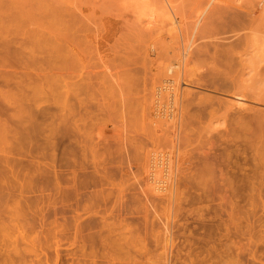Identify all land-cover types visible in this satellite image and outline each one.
<instances>
[{
	"label": "rangeland",
	"instance_id": "374dc122",
	"mask_svg": "<svg viewBox=\"0 0 264 264\" xmlns=\"http://www.w3.org/2000/svg\"><path fill=\"white\" fill-rule=\"evenodd\" d=\"M241 1L0 0V42L16 51L7 55L8 68L0 65V75L41 77L47 94L39 81L33 84L41 93L33 92L43 95L41 101L53 94L37 102L48 116L24 101L45 121L37 136L17 148L12 142L16 154L1 165L0 264H264V56L241 32L244 26L264 28L247 26L262 8L264 15V0ZM195 19L198 28L191 33ZM69 48L92 85L77 95L85 97L80 104L73 93L64 101L65 65L56 58ZM176 61L182 71L178 118L167 125L155 116L160 105L152 97L165 63ZM237 88L245 89V109L230 107ZM68 107L64 119L59 113ZM48 122L58 128L52 145ZM174 134L180 153L159 193L147 179L145 153ZM15 201L23 205L20 215L25 211L18 219L23 228L12 216ZM59 221L64 232H55Z\"/></svg>",
	"mask_w": 264,
	"mask_h": 264
},
{
	"label": "bare ground",
	"instance_id": "6f19581e",
	"mask_svg": "<svg viewBox=\"0 0 264 264\" xmlns=\"http://www.w3.org/2000/svg\"><path fill=\"white\" fill-rule=\"evenodd\" d=\"M236 1V0H235ZM241 1V0H240ZM242 2V1H241ZM206 3V2H205ZM241 4V3H240ZM236 5H238V4H236ZM263 6V5H262ZM261 10V9H260ZM259 10V11H260ZM206 11V10H205ZM251 11V10H250ZM257 11V10H256ZM256 11H253L254 13L256 12ZM259 11H257L258 12V14H259ZM263 12V8H262V11L260 12V14ZM196 14V13H195ZM257 14V13H256ZM255 14V18L253 19V16L254 15H252V17L250 18V19H253V20H250V19H248L249 20V22H251L252 23V21H254L256 18H261L262 17V19L263 20H260L259 19V21L257 20H255L254 22H258L257 24H248L247 26H250V25H252V28L254 27V26H258V25H260V24H264V15H262V16H260V14L258 15V17H256L257 15ZM264 14V13H263ZM198 15V14H197ZM251 15V14H250ZM249 15V16H250ZM200 17V15H198L197 16V19ZM173 19V18H172ZM197 19H195L194 20V25H193V28H192V32L191 33H195L196 32V30H197V28H198V25H197V23H198V21H197ZM247 20V21H248ZM263 21V22H262ZM202 24V23H201ZM200 24V25H201ZM263 24L262 25H260V27H264L263 26ZM255 27V28H256ZM171 28V27H170ZM173 28V27H172ZM258 28H259V26H258ZM262 28H259V29H262ZM247 29H249V30H247ZM264 29V28H263ZM261 30L260 32H259V30L258 29H256V31L254 30V29H251V28H249V27H246L245 28V26L241 29V32H242V36L244 37V39H246L248 36L250 37L251 36V42H250V44H252L253 46V51L255 50L256 52H259V55H261L262 53V55L264 56V30ZM247 30V31H246ZM182 31V30H181ZM173 34H174V32H172ZM177 33H178V30H177ZM198 33V32H197ZM237 33H239V32H237ZM236 33V34H237ZM259 33V34H258ZM232 34V33H231ZM170 36V35H169ZM175 36H177V35H175ZM194 36H196V35H194ZM233 36H235V35H233ZM239 36H240V33H239ZM201 37V36H200ZM236 37V36H235ZM229 38V37H228ZM234 38V37H233ZM238 38V37H237ZM221 39V38H220ZM235 39V38H234ZM186 40V39H185ZM248 40V39H247ZM249 40V41H250ZM187 41V40H186ZM191 41V40H190ZM193 42V41H192ZM192 42L189 44V47H190V45L192 44ZM242 43V42H241ZM249 44V43H248ZM149 45V44H148ZM223 45V44H222ZM193 46V45H192ZM246 46H247V43H246ZM251 46V45H250ZM178 47H180V46H178ZM243 47V46H242ZM152 48V47H151ZM246 48V47H245ZM247 48H249V47H247ZM251 48V47H250ZM260 48V49H259ZM190 49V48H189ZM195 49V48H194ZM243 49V48H242ZM257 49V50H256ZM180 50V49H179ZM251 50V49H250ZM53 52L55 53V51L53 50ZM247 52V51H246ZM256 52H255V54H256ZM261 52V53H260ZM45 53V52H44ZM47 53V52H46ZM75 52H73L72 51V48H69L68 49V51L66 52V55H65V57H63L64 58V60H63V58H61V59H59V57H58V55H56L58 58H56V60L58 59V61L59 60H62L61 61V63H60V65L62 64V62H64V67H65V72H66V79H64L63 77V79L64 80H62L63 82V84H64V86H66V88H67V90L65 89V88H62L61 86H59L58 88H60L61 87V90H62V92H65V90H66V96L64 97V93H62L63 94V97H64V101L65 102H67L68 103V101H66V97H68L69 96V94H74L73 95V97H75V99H76V102L78 103V104H80V103H82L81 102V100H82V98L84 97L83 95H82V93H81V95L83 96H81L82 98H80V97H77V95L78 96H80V92L81 91H83L84 90V87H91V89H92V85H90V79H88L87 78V76H86V78H87V82H86V80H84L85 79V76L83 77V75H84V72L83 71H85V69H83L82 70V65L81 64H79V63H81L80 62V57L78 58V54H74ZM78 53V52H77ZM174 53H176V52H174ZM178 53V52H177ZM245 53V52H244ZM11 54V56H16V51H15V49L14 48H12V47H10L9 45H8V43H6V42H0V65L2 66V68H4V67H9V63L8 62H6L7 61V55H10ZM41 54V53H40ZM43 54V53H42ZM55 54H57V53H55ZM255 54H253L254 56H256ZM53 55V54H52ZM175 55V54H174ZM246 55V53L244 54V56ZM29 56V55H28ZM27 56V57H28ZM49 56V55H48ZM59 56H61L62 57V55H59ZM74 56H76V58L74 57ZM171 56H173V54L171 55ZM257 56H258V54H257ZM55 57V56H54ZM54 57H52L53 59H54ZM175 56H173V58H174ZM246 57V56H245ZM251 57H253V56H251ZM250 57V58H251ZM259 57V56H258ZM257 57V58H258ZM29 58V57H28ZM41 58H43V57H41ZM46 58V57H45ZM48 58V57H47ZM46 58V59H47ZM74 58V59H73ZM177 58V57H176ZM186 58V57H185ZM249 58V57H248ZM49 59V58H48ZM50 59H51V57H50ZM52 59V60H53ZM246 59H247V57H246ZM43 60H45L44 58H43ZM43 60H42V62H43ZM55 60V59H54ZM55 60V62H58V61H56ZM77 60V63H75V61ZM78 60H79V62H78ZM175 60V59H174ZM179 60V59H178ZM251 60V59H250ZM40 61V60H39ZM47 61V60H46ZM46 61H44V62H46ZM242 61V60H241ZM249 61V60H248ZM252 61V60H251ZM41 62V61H40ZM48 62V61H47ZM55 62H51V63H55ZM177 62V61H176ZM181 62V61H180ZM250 62V61H249ZM8 63V64H7ZM78 64V66L79 67H77V65H75V64ZM174 63V62H173ZM178 63V62H177ZM243 63V62H242ZM34 64V63H33ZM45 64V63H44ZM48 64V63H47ZM50 64V63H49ZM56 64V63H55ZM55 64H53L54 66H55ZM57 64H59V63H57ZM179 64H181V63H178V65H174V64H172V63H168V64H166L165 63V66H164V73L163 74H165L163 77H162V85H160L159 87H157V91H155V97H152L153 99H154V103H155V105H157V107H158V105H160V110L159 109H157L156 107V109L154 110L155 111V116L156 117H158V118H160V119H162L163 120V124H165L166 122H168L169 120L172 122L173 120H174V117H176V115H177V108H175L174 106L176 105V103H175V100L177 99V95H178V93H177V90L178 89H180V88H178V84H179V80H180V78H181V72L182 71H180V68H178L179 67ZM249 64V63H248ZM42 65V64H41ZM51 65V64H50ZM52 65V66H53ZM59 65V67H61ZM243 65V64H242ZM250 65V64H249ZM44 66V65H43ZM53 66V67H54ZM173 66H175V67H177V68H175V70H173L174 71V74L172 73V69H174L173 68ZM42 67V66H41ZM40 67V68H41ZM52 67V68H53ZM58 67V66H57ZM63 67V68H64ZM76 67V68H75ZM35 68V67H34ZM37 68V67H36ZM50 68V67H49ZM245 68V67H244ZM43 69V68H42ZM46 69H47V67H46ZM44 70V69H43ZM48 70V69H47ZM50 70V69H49ZM59 70H61V68L59 69ZM64 70V69H63ZM162 70V69H161ZM32 71V70H31ZM33 71H34V69H33ZM163 71V70H162ZM161 71V72H162ZM38 72V71H37ZM42 72V71H41ZM86 72V71H85ZM30 73V72H29ZM83 73V74H82ZM167 73H169V76H167L168 74ZM170 73H172V75L170 74ZM184 73V72H183ZM186 73H187V71H186ZM185 73V74H186ZM190 73V72H189ZM183 75V74H182ZM39 76V75H38ZM47 76V75H46ZM160 76H162V75H160ZM186 76V75H185ZM185 76L183 77V78H185ZM189 76V75H188ZM195 76V75H194ZM15 78V77H14ZM9 78L8 76H6V75H0V117H3V118H0V133H1V135H3V137H4V141L3 140H1L0 139V141H3V142H1V144L3 145V144H8L9 145V143H10V145H9V147H3L2 145V147L3 148H1V146H0V172H1V169L3 168L1 165H3V164H7V165H5V166H8L9 164V162H8V155H10V154H14L15 152H11L12 150H11V145L13 144L12 142H14V145H16V148L17 147H19L20 146V144L21 143H24V142H27V141H29L30 139H32L33 137H35V136H37V134H38V132H39V130H40V128H41V123H40V121L41 120H43V121H45V119H44V116H43V114L44 115H46L45 114V111H46V109L44 108V109H40V108H38V106H39V104H41L42 102H44V100H45V98L46 97H48V96H46V92L45 91H41L42 89H43V84H42V79H40L41 77H37V78H39V79H37L36 81H39L40 83L39 84H37L38 82H36V81H34V78L35 77H33V75L31 76V74L29 75V74H25V75H23V77H18V78ZM49 78V77H48ZM36 79V78H35ZM197 79V78H196ZM49 80V79H48ZM66 80V81H65ZM193 80V79H192ZM84 81V85H85V83H86V85L84 86L81 82H83ZM197 81V80H196ZM36 82V84L38 85V86H40V87H38L39 89H40V91L43 93H46L45 95H44V97L45 98H42V99H44V100H40V98L41 97H43V95L42 94H39L41 97H38V92H37V95H36V92H33V90H34V87L36 88V89H38L37 88V86H36V84H35V86H34V84L33 83H35ZM44 82V81H43ZM50 82V81H49ZM89 82V83H88ZM61 83V84H62ZM241 83V82H240ZM62 84V85H63ZM91 84H93V83H91ZM44 85H46V84H44ZM47 85L49 86V84L47 83ZM82 85V86H81ZM1 86H4V87H6L5 89H3V87L1 88ZM237 86H239V85H237ZM45 87V86H44ZM75 87V88H74ZM82 87V88H81ZM89 87V88H90ZM244 87H246V86H244ZM14 88L16 89V90H14ZM242 88V87H241ZM35 89V90H36ZM39 89L37 90V91H39ZM45 89V88H44ZM83 89V90H82ZM154 89V88H153ZM240 89V88H239ZM238 88L237 89H234L235 90V92L234 93H232L233 95H234V97L236 98H234V99H231L230 100V102H232L231 103V105H230V107L231 106H238L237 108H239V107H243V106H245L246 105V103L244 102V101H242L241 99H244V94H242L243 93V91H242V93L240 92L241 90H243V89H241V90H239ZM45 90H47V89H45ZM56 90V89H55ZM54 90V91H55ZM64 90V91H63ZM233 90V91H234ZM236 90H238V92L236 91ZM245 90V89H244ZM39 91V92H40ZM53 91V92H54ZM58 91V90H57ZM86 91V90H85ZM92 91V90H91ZM40 92V93H41ZM56 92V91H55ZM59 92H60V90H59ZM59 92H57V93H59ZM153 92V91H152ZM245 92V91H244ZM51 92H49V94H50ZM68 93V94H67ZM88 93V92H87ZM52 94V93H51ZM50 94V95H51ZM60 94H61V92H60ZM61 94V95H62ZM89 94V93H88ZM183 94V93H182ZM49 95V97L51 98V96H53V94L50 96ZM59 95V94H58ZM57 94H56V96H58ZM90 95V94H89ZM152 95V94H151ZM178 96H180V95H178ZM249 96V95H248ZM48 97V98H49ZM59 97H60V95H59ZM246 97V96H245ZM62 98V97H61ZM70 97H68V99H69ZM80 98V99H79ZM85 98V97H84ZM93 98V97H92ZM148 99V98H147ZM146 99V100H147ZM259 99V98H258ZM55 100V99H54ZM57 100V99H56ZM85 99H83V101H84ZM178 100V99H177ZM177 100H176V102H177ZM188 100V99H187ZM24 101H27V102H32V105L31 106H33L34 107V105H35V107H37L38 109H40V111L41 110H43V111H41V112H43V114L42 113H38V114H41L40 116H38V114L37 113H34L35 112V110H34V112H33V109L31 108V106L29 107L26 103H24ZM39 101V104L37 103ZM47 101V99L45 100V102ZM52 101H53V99H52ZM58 101H60V100H58ZM61 101H63V100H61ZM69 101H72V100H69ZM73 101H74V99H73ZM186 101V100H185ZM41 102V103H40ZM54 102V101H53ZM61 103V104H64V106L65 107H67V105H65V104H67V103ZM75 102V101H74ZM24 103V104H23ZM57 104H58V102H56ZM55 103V104H56ZM185 103V102H184ZM229 103V102H228ZM29 107H27L26 105ZM31 104V103H30ZM34 104V105H33ZM75 104V103H74ZM73 104V105H74ZM230 104V103H229ZM60 105V104H59ZM58 105V107H60ZM186 105V104H185ZM62 107H64L63 105H61ZM70 106L72 107V105H71V103H70ZM78 106H80V105H78ZM247 106V105H246ZM245 106V107H246ZM64 107V108H65ZM70 107V108H71ZM182 107V106H181ZM27 108H28V110H27ZM31 108V109H30ZM37 108H35V109H37ZM56 108V107H55ZM61 108V107H60ZM62 109V111L63 110H67L66 112L65 111H63L62 113H59V114H62L63 116H64V119H67V115L69 114L68 113V111L70 110V108L68 107V108H66V109ZM153 108V107H152ZM179 108V107H178ZM233 108V107H232ZM244 108V107H243ZM242 108V109H243ZM245 109V108H244ZM32 110V111H31ZM72 110H73V108H72ZM75 110V109H74ZM79 110V109H78ZM56 111V110H55ZM54 111V112H55ZM177 111V112H176ZM37 112H39V110L37 111ZM61 112V111H60ZM65 112V114H63ZM73 112V111H72ZM48 113V112H47ZM181 113V112H180ZM57 114V113H56ZM71 114V116L73 115V113H70ZM77 114H79V113H77ZM183 114V113H182ZM53 115V114H52ZM61 115V116H62ZM80 115V114H79ZM46 116H48V115H46ZM54 116V115H53ZM63 116H62V120H63ZM70 116V115H69ZM82 116V115H81ZM51 117V116H50ZM66 117V118H65ZM74 117V116H73ZM47 118V117H46ZM52 118V117H51ZM59 118V117H58ZM72 118V117H71ZM151 118H152V116H151ZM176 118H178V117H176ZM75 119H77L76 117H75ZM182 119V118H181ZM59 120H60V118H59ZM150 120V119H149ZM155 120V119H154ZM162 120H160V121H162ZM57 121V120H56ZM66 121L67 120H65V124L64 125H67L66 124ZM76 121V120H75ZM75 121H74V128H75ZM77 121H78V119H77ZM79 121H81L80 119H79ZM152 121H153V119H152ZM156 121H158V120H155V122ZM177 121V120H176ZM60 122L61 123H63L61 120H60ZM69 122V121H68ZM148 122H150V121H148ZM147 122V123H148ZM182 122V121H181ZM60 123V124H61ZM72 124H73V122H71ZM153 123H154V121H153ZM42 124H44V123H42ZM49 125V122L48 123H45V125ZM57 124V123H56ZM72 124H71V126H72ZM150 124V123H149ZM158 124V122L157 123H155V125L154 126H156ZM159 124H160V122H159ZM157 125L158 127H162L163 125ZM167 125H168V123H166ZM171 124V123H170ZM173 124V123H172ZM50 127H52V128H50V129H46L47 130V132L49 131V133H50V136L48 137H46V139H48L49 140V144L50 145H52L51 144V142H50V138H51V136L53 135V133H56L55 131H57L58 130V128H56L55 126V128L53 127V126H51V125H49ZM61 126V125H60ZM63 126V125H62ZM147 126V125H146ZM153 126V127H154ZM58 127V126H57ZM66 127V126H65ZM152 127V128H153ZM72 128V127H71ZM155 128V127H154ZM157 128V127H156ZM170 128V127H169ZM168 127L166 128V129H168V130H170V129H172V128H170L169 129ZM57 129V130H56ZM78 129V128H77ZM160 129V128H159ZM163 129V128H162ZM151 130V129H150ZM167 130V131H168ZM175 130V129H174ZM178 130V129H177ZM41 131H42V133H43V129H41ZM176 131V130H175ZM157 132V131H156ZM163 132V130L162 131H160V133H162ZM171 132V131H170ZM155 135H157L156 133H155V131L153 132ZM164 134V133H163ZM182 134V133H181ZM41 135V134H40ZM154 135V136H155ZM158 135H159V133H158ZM157 135V136H158ZM171 135V134H170ZM176 134H174L173 136H172V138H171V140L169 141V139L165 142V144H167V145H165V146H162L161 144H163L164 142H162V141H160V140H162L163 139V137H164V135H162V136H160L159 138L158 137H156V138H158L159 139V143L160 142H162V143H158L159 145L158 146H160V151L158 150V148H157V151L156 150H153L154 148H152L151 150H150V148H149V150L147 149L146 150V153L145 154H148L147 155V158H146V160H147V162L145 163V161H144V163L147 165V169H145V170H148L147 171V179L149 180V182L151 183V189L153 190V191H156V192H162V191H165V189H166V185H168L167 184V180H166V178H168L169 177V175L171 176V174H169V170H171V168L172 167H175V166H173L174 164H173V162H174V153L176 152V151H178V153H180L179 152V147L177 146V144H176V141L178 140V138L175 136ZM185 135V134H184ZM6 136H8V139L6 138ZM167 135H165V137H166ZM181 137V136H180ZM127 138V137H126ZM185 139V138H184ZM183 137H182V141H181V138H180V142H184L183 140ZM190 139V138H189ZM156 140V142L158 141L157 139H155ZM165 140V139H164ZM188 140V139H187ZM178 141V142H179ZM188 141H190V140H188ZM188 141H186V142H188ZM185 142V144H188V143H186ZM12 143V144H11ZM153 143V142H152ZM156 145V144H155ZM179 145V144H178ZM183 144L181 143V146H182ZM154 146V145H153ZM188 147H189V145H187ZM13 147V146H12ZM15 147V146H14ZM54 146H51V148H53ZM157 147V146H156ZM183 147H184V145H183ZM15 148V149H16ZM168 148V149H167ZM182 148V147H181ZM156 149V148H155ZM165 149H167V150H165ZM183 152V151H182ZM2 153V154H1ZM16 154V153H15ZM144 154V155H145ZM173 154V155H172ZM181 155V154H180ZM13 160V159H12ZM12 163H13V161H12ZM14 164V163H13ZM145 165V166H146ZM4 166V165H3ZM144 166V165H143ZM9 168V170H10V172H11V174H12V172H13V170L11 169L12 167H8ZM145 168V167H144ZM6 169V168H5ZM3 170V169H2ZM8 170V169H7ZM4 171V170H3ZM7 172H9V171H7ZM160 172H162V173H160ZM171 172H173L172 170H171ZM14 173H15V170H14ZM12 174V175H14V177H15V174ZM162 174V175H160V174ZM169 174V175H168ZM11 175V176H12ZM158 175H160V176H158ZM1 176V175H0ZM163 176V177H162ZM160 177H162V178H160ZM165 182H166V185H165ZM40 191V190H39ZM44 191V190H43ZM33 192V191H32ZM36 192H38V191H36ZM74 192H75V190H74ZM155 192V193H156ZM39 193V192H38ZM43 193V192H42ZM70 193H72L73 194V192H70ZM69 193V194H70ZM21 194V193H20ZM19 194V195H20ZM41 194V193H40ZM64 194V193H63ZM68 194V195H69ZM42 196V195H41ZM71 196V195H70ZM21 197H23V194H22V196ZM18 198V197H17ZM20 200V199H19ZM21 202L20 201H15V206L16 207H14L13 206V214L14 215H12L13 217L14 216H16V217H18V218H16L15 217V220L14 221H17L16 223L19 225V227L20 228H23L24 226H22L20 223H19V221H18V219H21V218H19L20 216H22V215H24V212L25 211H23V214L22 215H20L21 213H22V210H23V208H22V206L23 205H21L20 204ZM23 204V203H22ZM26 208V207H25ZM32 208H34V207H32ZM39 208L37 207V211H39L40 212V210H38ZM25 210V209H24ZM43 211V210H42ZM45 211V210H44ZM27 212V211H26ZM34 212H35V210H34ZM36 213H38V212H36ZM42 216V215H41ZM38 218V217H37ZM44 218V217H43ZM63 218V217H62ZM25 220V219H24ZM41 220H42V218H41ZM43 221H45V218H44V220ZM42 221V223H45V222H43ZM64 221V220H63ZM56 222H58V221H56ZM27 223H28V220H27ZM52 223H53V220H52ZM54 223H55V221H54ZM59 223H61V225L59 226V227H57L58 229H55V232L57 231V230H59V231H63V228L64 227H62V225H65V224H63L61 221H59ZM23 224V223H22ZM26 224V223H25ZM46 224V223H45ZM56 224V223H55ZM53 225V229L54 228H56V227H54V226H58V225ZM58 224V223H57ZM14 225V224H13ZM18 225L16 226H14L13 228H19L18 227ZM41 225V224H40ZM49 225H51V224H49ZM42 226V225H41ZM40 226V227H41ZM45 226H47V225H45ZM26 227H28L27 225H26ZM43 227V226H42ZM51 227H49L48 226V229H51ZM60 227H62V229L60 230ZM13 228H12V230H13ZM25 229H27V228H25ZM45 229V228H44ZM52 229V230H53ZM41 230V229H40ZM52 230H50L49 231V233L52 231ZM22 231V229H20V231L19 232H21ZM46 231V230H45ZM54 231V230H53ZM58 231V232H59ZM18 232V233H19ZM64 232V231H63ZM47 233H48V231H47ZM48 233V234H49ZM54 233V232H53ZM52 233V234H53ZM60 233V232H59ZM21 234V233H20ZM56 234V233H55ZM130 234V233H129ZM169 234V233H168ZM44 235H45V233H44ZM54 235V234H53ZM52 235V237H55V235L53 236ZM124 235V234H123ZM131 235V234H130ZM23 236V235H22ZM43 236V235H42ZM49 236V235H48ZM126 236V235H125ZM21 237V236H20ZM50 237V236H49ZM52 237L51 238H49V239H52ZM25 238V237H24ZM57 238V237H56ZM56 238H53V239H56ZM20 239H22V238H20ZM45 239V238H44ZM58 239V238H57ZM118 239V238H117ZM170 239V238H169ZM24 240V239H23ZM46 240V239H45ZM48 240V239H47ZM112 240H114V239H112ZM116 240V239H115ZM171 240V239H170ZM22 241V240H21ZM117 241V240H116ZM56 242H57V240H56ZM118 242V241H117ZM117 242H115V244H117ZM120 242V241H119ZM143 242V241H142ZM113 243H114V241H113ZM125 243V242H124ZM123 243V245H125L126 246V244H128L129 242H127L126 244H124ZM38 244H39V242H38ZM53 244H55V243H53ZM120 244H121V242H120ZM119 244V245H120ZM130 244V243H129ZM138 244H140V243H138ZM70 245V244H69ZM136 245V244H135ZM110 246H112V245H110ZM110 246H109V249H110ZM122 246V245H121ZM143 246V245H142ZM141 246V247H142ZM117 247H119L118 249H120V246H118L117 245ZM129 247H131V245L129 246ZM129 247H127L126 246V248H129ZM113 248V247H112ZM125 248V249H126ZM139 248H140V245H139ZM138 248V249H139ZM137 249V250H138ZM141 249V248H140ZM112 250V249H111ZM116 250V249H115ZM114 250V251H115ZM121 250H123L122 248L120 249V251ZM135 250V249H134ZM18 251V250H17ZM139 251V250H138ZM118 252V251H117ZM17 253V252H16ZM37 253V252H36ZM69 253H71V252H69ZM68 253V254H69ZM74 253H75V251H74ZM84 253V252H83ZM109 253V252H108ZM111 253H113V251L111 252L110 251V254ZM39 254V253H38ZM91 254V253H90ZM94 254V253H93ZM104 254V253H103ZM109 254V255H110ZM115 254V253H114ZM114 254H113V256H114ZM118 254H119V252H118ZM41 255V254H40ZM44 255H46V254H44ZM81 255H83L82 253H81ZM35 256V255H34ZM90 256V255H89ZM88 256V257H89ZM95 256V255H94ZM115 256L117 257V254H115ZM44 257V256H43ZM47 257V256H46ZM45 257V259H47ZM75 257V256H74ZM91 257V256H90ZM36 258V257H35ZM57 258V257H56ZM71 258V257H70ZM119 259V258H118ZM117 259V260H118ZM91 260H93V257H92V259ZM109 260V259H108ZM111 260V259H110ZM115 260V259H114ZM54 261V260H53ZM120 261V260H119ZM126 261H129V260H126ZM132 261V260H131ZM137 261V260H136ZM130 262V261H129ZM139 262V261H138ZM56 263H57V261H56ZM123 263H124V261H123ZM133 263V262H132ZM136 263V262H135ZM48 264V263H47ZM131 264V263H130ZM134 264V263H133Z\"/></svg>",
	"mask_w": 264,
	"mask_h": 264
}]
</instances>
